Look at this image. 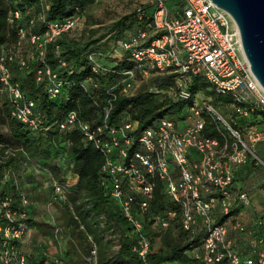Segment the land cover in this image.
I'll return each instance as SVG.
<instances>
[{"label": "built area", "instance_id": "obj_1", "mask_svg": "<svg viewBox=\"0 0 264 264\" xmlns=\"http://www.w3.org/2000/svg\"><path fill=\"white\" fill-rule=\"evenodd\" d=\"M170 1L174 2L172 8L168 6ZM150 5V12L145 6H139L136 17L149 20L157 34L145 44L149 40L148 31L136 30L122 45L128 60L135 63L143 76H147L151 68L164 71L173 67L187 78L191 75L205 78L216 92L233 98L230 117L222 114L209 99L199 101L195 96L181 120L162 117L153 126L136 133L132 121L108 125L112 97L105 105L104 124L82 121L75 110L49 121L41 114L38 102L25 94L19 82L12 80L9 64L17 61L19 67L26 68L29 60L41 58L43 64L36 69L37 82L48 81L47 95L51 100L62 97L67 82L45 59L49 44L76 28L82 16L48 20L44 13L27 19L31 27L38 20L43 30L34 31L21 25L18 43L0 49V90L10 99L11 116L43 132L66 131L79 125L84 139L96 143L105 154L102 170L110 179V196L137 233L133 249L144 264H148L150 240L142 233L143 223L137 215L150 211L157 179L163 181L164 190L173 203L180 206L185 229L192 230L199 218L204 223L205 236L197 258L207 264L225 259L230 264H264V236L256 256H243L228 239L227 223H218L221 215L230 216L240 206L251 203L249 192L235 187L236 169L250 160L256 165L264 162L254 150L258 142H264V87L243 51L237 23L227 10L212 0H151ZM33 7L17 5L12 11L13 19L20 20L24 14H31ZM25 40L33 48L29 55L21 52ZM91 58L94 60L93 56ZM58 61L61 68L70 69L67 59ZM93 68L99 71L102 67L94 61ZM134 70L123 71L121 82L108 92L114 96L117 88L130 92ZM181 96L192 98L185 86L181 88ZM206 115L227 132L207 136ZM186 118L189 121L183 123ZM2 175L0 171V179ZM53 185L55 195L64 198L65 186L58 182ZM16 202L12 195L0 191V264H37L17 245L28 229L29 198L22 194L19 204ZM175 216L176 211L170 210L167 217H156L155 223L166 228L170 218ZM235 228L245 231L238 220ZM53 264L64 263L55 259Z\"/></svg>", "mask_w": 264, "mask_h": 264}, {"label": "trees", "instance_id": "obj_2", "mask_svg": "<svg viewBox=\"0 0 264 264\" xmlns=\"http://www.w3.org/2000/svg\"><path fill=\"white\" fill-rule=\"evenodd\" d=\"M95 2L96 0H0V49L2 47L15 46L18 43V29L21 25L27 28L31 27L27 22L30 17H36L40 13H44L48 20H63L80 14L83 17L79 24L81 26L84 23V12ZM17 5L22 7L34 5V7L30 12L31 14H24L22 19L14 20L12 11ZM46 5L49 6L46 7ZM139 6H145L149 12L151 10L150 4ZM139 6L136 7L134 12L116 20L111 26L109 37L113 39L120 51L112 56L113 60L117 61L110 68L101 66V70H94V61H97L98 55H105L98 52L102 44L97 43L98 39L80 40L77 38V32H80L78 30L79 25L58 36L54 42L49 44L45 61L53 69L59 71V76L67 82L63 96L57 100H51L48 97V81L46 79L40 83L36 80V69L43 64V60L39 57L29 60V65L26 68L19 67L17 61L10 63L12 80L19 82L25 94L38 102L41 114L49 121L75 110L82 121L104 124L105 105L110 98L114 97L107 118L108 125L118 126L124 121H132L135 124V131L138 133L145 127L153 126L162 117L168 116L174 120H181L184 117L182 113L185 108L193 103L196 93L200 89L205 90L208 94H213L214 97L210 102L230 117V109L234 101L230 95L220 94L213 88L212 91H208L207 86L210 84L205 78L198 75H191L187 78L173 67L164 71L151 68L149 74L144 76L146 79L136 92L130 90V92L126 93L121 88L116 89L114 92L115 96L108 92L117 82H121L123 78L122 72L127 69H135L138 74L143 76L140 69L136 68L135 63L128 60V53L122 46L133 35H126L128 31H131L136 26L138 27L136 30L144 29L148 31L149 40L145 44H148L157 34L150 27L149 20H139L136 17V10ZM31 29L40 32L43 27L37 20ZM57 46H59L58 51L56 50ZM32 49V46L26 40L23 41L21 45L22 54L29 55ZM92 56H95L94 60L91 58ZM59 58L67 59L70 69L61 68L58 61ZM109 69L112 70L108 71ZM85 82L94 83L97 86L99 84L102 88L100 95H96L95 89L92 88L93 86L84 85ZM184 86L191 92V99H185L181 96V88ZM0 94L6 96L2 113L7 119L11 136L20 146L17 148L21 154L20 158L24 161H28V159L35 160L39 164L44 161L45 163L40 165L42 167H52V171L55 170L56 174L61 169L60 166L55 165V160L59 159L64 164H69L66 169H69L67 174L71 175L70 178H75L76 176L75 182L66 184V196L64 198L55 195L59 203L61 205L65 204L63 207L69 210V204L67 203L74 205L72 200L73 193L81 189H87L89 197L93 201L92 210L97 214H104L108 221L113 222L120 228V247L118 250L120 259L116 261L113 260L112 256L106 255L101 246V238L88 223L85 225L86 232H84L81 229V226L84 225L81 224L78 217L72 215L70 216L71 221H69L68 218L71 211H65L67 226L71 228L72 236L80 239L86 254L88 256L92 255L93 246L86 241V239H89L88 236H92L100 246L99 251L98 248L96 249L95 264H125L128 262L144 264L133 249L137 240V233L133 225L122 214L118 204L110 196V179L108 174L102 170L106 159L105 154L97 147L96 143L84 139V134L79 125L66 131L53 129L50 132L34 130L23 125L12 118L11 102L8 95L1 90ZM95 102L98 105H95ZM101 109L102 111L99 113ZM224 132L226 133L227 131L220 123L206 115L205 134L207 136H221ZM7 145V138L0 133V146L7 147ZM64 155H66L64 157L66 160L62 158ZM0 156L3 155L0 154ZM18 163L19 159L16 156L8 155L7 159L0 157V171L3 174L0 179V191L12 195L17 201L16 204H19L20 196L23 193L19 192L18 182L10 180L6 172L11 168L18 167ZM55 182L65 186L63 182L57 180ZM53 184L52 187L54 186ZM15 185L17 193L14 194L10 192V189H13ZM68 188H72L70 191L71 197L67 192ZM54 194H56L55 191ZM29 202L27 206L29 214L28 225L33 220L31 218L32 203L31 201ZM170 210H175L176 216L170 218L169 226L163 228L157 225L155 223L156 217H167ZM181 217L180 206L173 203L164 190L163 181L157 179L150 211L146 215H137V218L143 223L142 233L150 240V248L147 254L148 264H207L203 259L196 257L202 247L205 229H200V231L194 230V228L187 230L183 226ZM227 218L228 216L218 218V223L225 222ZM72 220L76 226L73 225ZM178 227L179 232L177 235L179 239L177 240L174 238V233ZM19 243L17 245L20 247ZM191 251H193L192 254L190 253ZM28 255L37 264H53V259H50L46 252H41L38 256ZM217 264L230 263L225 259Z\"/></svg>", "mask_w": 264, "mask_h": 264}, {"label": "rangeland", "instance_id": "obj_3", "mask_svg": "<svg viewBox=\"0 0 264 264\" xmlns=\"http://www.w3.org/2000/svg\"><path fill=\"white\" fill-rule=\"evenodd\" d=\"M151 0H96L94 4H92L89 8L86 9L84 12V23L80 26L77 32V38L80 40H87V39H98L97 43H101L100 49L98 52H101L105 55H98L97 61L100 63L101 66H106L110 68L111 65L115 64L117 60H113L112 56L116 55L120 48L116 45V43L109 37V32L111 30L112 24L120 19L121 17L131 14L135 11L136 7L142 4H150ZM168 6L170 8L173 7V2H168ZM83 18V17H82ZM138 27L136 26L131 31H128L126 35H132ZM81 33V34H79ZM75 37V36H74ZM98 54V53H97ZM95 57V56H94ZM102 58V60H101ZM134 74L132 79L134 80L132 92H136L140 85L144 82L146 77L141 76L138 74L136 70H134ZM94 83H87V85H91L92 88L95 89L96 95H100V91L102 88L100 85H92ZM118 82L115 84L117 85ZM208 91H212V86H207ZM6 96L4 94H0V133L3 134L8 141L7 147L0 146V154L8 158V155L16 156L19 159L18 167L11 168L10 171L6 172L10 180L17 181L19 186V192L25 194L29 201L31 200V193L33 192L31 185L33 182L38 181L40 185L44 186L41 188V194L39 193L38 199H34L35 203L37 204L38 214L37 220H41V215H48L47 217L54 218L57 232L54 231V235H49V242L44 236L43 241L47 242L46 248L43 250L48 253L50 259H60L64 264H95L96 263V249L98 248L99 251V243L94 239V237L88 236L89 239H86L87 243H91L93 246L92 255L88 256L84 251L83 245H81L80 239L74 238L70 235L66 230V213L65 211L70 212L68 220L71 221L72 215L78 217L81 224V229L86 232V223H88L91 228H93L98 236L101 238L102 241V249L106 252V255L112 256L113 260H119L120 257L118 256V250L120 247L119 237H120V228L115 225L113 222L107 220L104 214H97L92 210V200L89 197V192L87 189H81L78 192H74L72 196V200L74 205L71 203H67L69 210L65 206V204H52L53 198V187L51 185L53 180H57L59 182H67L64 178L65 174L69 169H66L69 164H61L60 171L56 174L52 171V167H40L38 166V161L30 160L24 161L20 158V152L17 148H19V144L14 140L11 136L8 125L7 119L2 113L3 103L5 102ZM196 97L199 101L204 100H211L214 96L213 94H208L205 90H198L196 93ZM218 106V105H217ZM220 106V105H219ZM218 108V107H217ZM188 107L185 108V111L182 114H185L188 111ZM219 109V108H218ZM220 110V109H219ZM102 109L99 110L101 113ZM222 114V112L220 110ZM226 115V113H225ZM168 117V116H167ZM189 118L182 120L183 123H187ZM256 153L264 160V142H258L254 147ZM64 155L62 158H64ZM64 160H66L64 158ZM59 162V161H58ZM38 166V168H37ZM66 169V170H65ZM52 171V172H51ZM236 181L239 185L243 186V189L249 192L251 196V204H254L257 209H253L252 217L254 220L259 224L261 221H264V162L261 165H256L254 163H249L247 165L239 166L235 172ZM73 179V178H70ZM65 181V182H64ZM55 183V182H54ZM68 183V182H67ZM71 183V182H70ZM47 186V188L45 187ZM31 186V187H30ZM67 188V185L65 184ZM65 190V189H64ZM72 188H68L67 192L70 196V191ZM10 192L17 193L16 185L13 189H10ZM34 193V192H33ZM67 193V194H68ZM48 195L50 200H48ZM33 197V194H32ZM71 197V196H70ZM76 201V202H75ZM50 202V203H49ZM247 205L243 207L244 210L246 207L250 206ZM67 206V205H66ZM37 214V215H38ZM52 214V215H50ZM254 215V216H253ZM237 213L234 212L229 216L231 220L235 219V223L238 220ZM228 218V219H229ZM86 220V222H84ZM242 225L245 227V231L242 232L239 229L235 228L238 234H251L252 227L246 225L241 219L239 220ZM41 222V221H40ZM65 222V223H64ZM73 225L76 226L75 222L72 220ZM234 223V225H235ZM68 224V222L66 223ZM261 224V223H260ZM197 228L203 227L204 223L199 218L195 224ZM194 226V230H195ZM80 228V227H79ZM204 228V227H203ZM55 229V230H56ZM80 229V230H81ZM205 229V228H204ZM179 227L175 230L174 238L179 239L178 237ZM55 233L57 236H55ZM87 236V234H86ZM96 244V245H95ZM93 250L96 253H93ZM254 248H252L249 253H252ZM26 253V252H25ZM125 264H137L135 262H128Z\"/></svg>", "mask_w": 264, "mask_h": 264}, {"label": "crops", "instance_id": "obj_4", "mask_svg": "<svg viewBox=\"0 0 264 264\" xmlns=\"http://www.w3.org/2000/svg\"><path fill=\"white\" fill-rule=\"evenodd\" d=\"M173 4H174V2H173ZM55 161H56L55 165H57V166L60 164L62 166V164H64V162H61V160H59V159H57ZM44 163H45L44 161L40 162L41 165H43ZM249 163L250 162H248L247 164H249ZM40 164L38 163V166L42 167ZM247 164H245V165H247ZM38 166H37V168H38ZM70 177H71V175H69V174H65V176H64L65 180L67 179L66 181L68 182V184H72L73 182L76 181V176H75V178H73V180H71ZM54 182H55V180L52 181V183H54ZM67 182H65V184H67ZM52 183H51V185H52ZM31 185H34L32 187L34 193L33 192L31 193V200H30L32 203L31 218L33 220L30 221V223L28 225L27 232H26L24 238L20 241L19 245H20V249L23 252H26L27 254H30V255L38 256L41 252L45 253V251H43V250L46 248V245H47L46 243L49 242V237H47V236H49L51 234L53 236L54 231L57 232V229H56L57 227H56V224L54 223L55 219L47 217L48 215H41V217H42L41 220H37L38 219L37 216H40V214H38V210L36 209L37 204L35 203L34 199H38L37 197L39 196V193L41 194V192H40L41 188L44 186L40 185V183L38 181L33 182ZM45 187L47 188L46 185H45ZM235 187H236V189H243V186L239 185L237 183V181L235 182ZM32 194H33V197H32ZM49 196L50 195H48V200H50ZM51 201H52V204L59 203V201L55 197L54 190H53V198ZM243 207H245V206H240L238 208V210L236 211V213H237L236 218L238 219V221L241 219L246 225H248L249 227L250 226L252 227L251 228L252 229L251 234H242V233L238 234V232L235 230V225H234L235 219L231 220L228 216L229 219L227 218L225 221L227 223L228 229H229L227 236H228V239L232 240L233 247L236 250H238L243 256H247V257L248 256H256L258 251L260 250L261 245H262L260 241H261V238L264 236V221H261L260 222L261 224L260 223L258 224L254 220V218L252 217V214L254 212L253 209H257L254 204L246 207L244 210L242 209ZM50 215H52V214H50ZM217 216H220V215H217ZM220 217H223V215H221ZM66 223H65L66 230L70 235H72L71 234V228L69 226H67ZM203 227L197 228V225H196L195 230L200 231V229H203ZM242 232H244V231H242ZM44 236H46L45 238L48 239L47 242L43 241ZM55 236H57L56 233H55ZM252 248H254V250L252 251V253H249V251H251ZM190 253L192 254L193 251H191Z\"/></svg>", "mask_w": 264, "mask_h": 264}, {"label": "water", "instance_id": "obj_5", "mask_svg": "<svg viewBox=\"0 0 264 264\" xmlns=\"http://www.w3.org/2000/svg\"><path fill=\"white\" fill-rule=\"evenodd\" d=\"M227 10L239 28L243 51L264 87V0H212Z\"/></svg>", "mask_w": 264, "mask_h": 264}]
</instances>
